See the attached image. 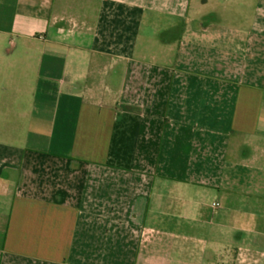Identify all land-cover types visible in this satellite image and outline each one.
Instances as JSON below:
<instances>
[{
    "label": "crops",
    "instance_id": "0c3cea01",
    "mask_svg": "<svg viewBox=\"0 0 264 264\" xmlns=\"http://www.w3.org/2000/svg\"><path fill=\"white\" fill-rule=\"evenodd\" d=\"M0 264H264V0H0Z\"/></svg>",
    "mask_w": 264,
    "mask_h": 264
},
{
    "label": "rangeland",
    "instance_id": "374dc122",
    "mask_svg": "<svg viewBox=\"0 0 264 264\" xmlns=\"http://www.w3.org/2000/svg\"><path fill=\"white\" fill-rule=\"evenodd\" d=\"M157 32H160V29L159 30H157L156 32H154V33H157ZM159 38H160V35H159Z\"/></svg>",
    "mask_w": 264,
    "mask_h": 264
}]
</instances>
